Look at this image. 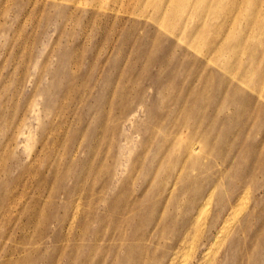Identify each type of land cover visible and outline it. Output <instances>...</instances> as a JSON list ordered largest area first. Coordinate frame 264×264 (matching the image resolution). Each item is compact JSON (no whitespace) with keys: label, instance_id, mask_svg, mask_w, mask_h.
I'll use <instances>...</instances> for the list:
<instances>
[{"label":"rangeland","instance_id":"obj_1","mask_svg":"<svg viewBox=\"0 0 264 264\" xmlns=\"http://www.w3.org/2000/svg\"><path fill=\"white\" fill-rule=\"evenodd\" d=\"M208 262L264 264V0H0V264Z\"/></svg>","mask_w":264,"mask_h":264},{"label":"bare ground","instance_id":"obj_2","mask_svg":"<svg viewBox=\"0 0 264 264\" xmlns=\"http://www.w3.org/2000/svg\"><path fill=\"white\" fill-rule=\"evenodd\" d=\"M245 200L247 201L246 194H243L240 197V200H239L238 204L236 206H233L230 215L224 220V222L222 223V225L219 227V229H218V231H217V233L215 235V241H214V243H213L212 246H214V244L216 242L219 243V241H223L225 239V237L227 236V234L231 230V227H232L234 221L237 219V217L240 214V212L242 211V209H244V207H245L244 206L245 205ZM210 202H211V193L207 194L205 196V198L202 200V203H201V205H200V207L198 209V212H197V215H198L197 217L198 218L201 217L203 219V216L206 214ZM212 246H210L208 248V251H206V253H205L206 254L205 255L206 257L207 256H210L211 257V254L212 253H210V255L208 253L211 252V248H213ZM215 247H216V245H215ZM212 252H213V250H212ZM210 257L209 258L207 257L205 260H207V259H210L211 260ZM210 260H209V262H210ZM209 262H208V264H209Z\"/></svg>","mask_w":264,"mask_h":264}]
</instances>
